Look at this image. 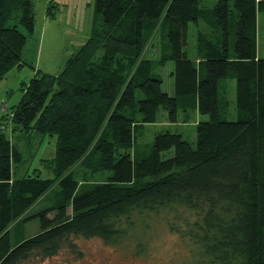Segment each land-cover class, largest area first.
<instances>
[{"label": "trees", "instance_id": "16d2710c", "mask_svg": "<svg viewBox=\"0 0 264 264\" xmlns=\"http://www.w3.org/2000/svg\"><path fill=\"white\" fill-rule=\"evenodd\" d=\"M203 1L93 0L84 44L58 74L35 72L10 113L13 130L55 137L56 151L41 160L50 177L36 169L20 176L21 156L0 130V264L63 251L80 257V239L113 248L136 241L140 255L159 226L178 238L189 264H264V58L257 56L264 0H219L211 9ZM34 14L30 0H0V81L27 65ZM190 24L203 26L194 59L185 51ZM157 30L164 41L156 62L144 54ZM168 63L172 95L157 73ZM229 81L235 120H228ZM188 104L207 117L196 122L193 143L165 131L147 155L135 149L160 111L177 123L178 106ZM54 187L49 206L33 215L39 233L12 246L9 227Z\"/></svg>", "mask_w": 264, "mask_h": 264}, {"label": "rangeland", "instance_id": "374dc122", "mask_svg": "<svg viewBox=\"0 0 264 264\" xmlns=\"http://www.w3.org/2000/svg\"><path fill=\"white\" fill-rule=\"evenodd\" d=\"M33 5L36 26L42 32L41 40L35 37L28 42L23 58L27 65L20 69L10 71L6 78L0 81V130L3 131L10 141L11 146L20 154L22 170L20 176L28 171L40 170L45 177H50V172L42 164L41 160H50L55 156V137H44L36 134H26L22 131L13 130L12 115L13 109L17 107L23 96V89L36 71L47 74H58L61 58L71 55L73 49L78 45L72 42L75 35H81L89 28L93 17V0H30ZM219 0H205L201 7L213 8ZM50 15L45 23L43 15ZM257 22V56L264 58V15L258 14ZM202 25L190 24L187 32V44L185 51L190 59L196 57L197 34ZM53 31V32H52ZM163 31L157 30L149 41V47L144 54V59H159V49L163 40ZM76 41L75 39H73ZM30 64V65H28ZM59 66V67H58ZM173 64L168 63L164 68L158 70L163 79L162 91L173 94V79L171 73ZM226 84L227 96L229 99L228 120H235L234 110V82H223ZM222 83V84H223ZM224 89H220V92ZM187 107L178 106L179 116L177 123H169L163 111H160L157 122L145 125L139 131L135 142V149L142 154H148L154 137L157 133L168 131L178 133L190 143L195 141L196 122L207 120L206 116H200ZM182 109L188 110L190 122L185 123V114ZM171 156V151L164 152L162 159ZM96 182H104L105 177L96 176ZM56 191L54 187L42 199L34 204L26 213L12 223L8 231L12 246L27 238L37 235L40 231L38 219L33 217L49 206L51 196ZM69 212V211H68ZM52 216V215H49ZM136 241H128L120 247L105 246L98 239H80L77 247L81 252L78 257L68 251L60 252L52 259L32 260L26 264H189L187 252L180 245L177 237L167 233L163 228L156 227L149 239H143L142 245L146 250L140 255L134 254Z\"/></svg>", "mask_w": 264, "mask_h": 264}, {"label": "crops", "instance_id": "0c3cea01", "mask_svg": "<svg viewBox=\"0 0 264 264\" xmlns=\"http://www.w3.org/2000/svg\"><path fill=\"white\" fill-rule=\"evenodd\" d=\"M43 19H44L43 21H44L45 23L48 21L46 15H43ZM94 20H95V18L92 17L91 24H90L89 28L85 30V32H83L81 35H75V36L73 37V39H75L76 41H74V40L72 39V42L76 43V44L78 45L77 47L83 45L84 42L87 40V38H88V36H89V34H90V32H91V29H92V25H93V23H94ZM52 32H53V31H52ZM34 37H35L37 40H39V41H40L41 38H42V32H40V30H38L37 26H36V31H35V36H34ZM77 47H75V48H77ZM75 48H74V49H75ZM68 56H69V55L65 56L64 58H61V61H60V67H61L63 61H64ZM58 67H59V66H58Z\"/></svg>", "mask_w": 264, "mask_h": 264}]
</instances>
